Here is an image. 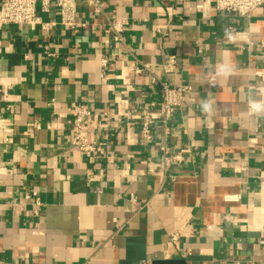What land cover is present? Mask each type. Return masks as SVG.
I'll return each mask as SVG.
<instances>
[{
	"label": "crops",
	"instance_id": "0c3cea01",
	"mask_svg": "<svg viewBox=\"0 0 264 264\" xmlns=\"http://www.w3.org/2000/svg\"><path fill=\"white\" fill-rule=\"evenodd\" d=\"M90 1L76 0L77 30L53 6L37 16L54 26L0 30V264H264V118L246 110L264 99V7L222 18L206 0ZM153 78L192 92L170 135L154 125L144 142L119 115L158 111ZM72 104L92 112L105 157L70 146ZM162 145L182 161L159 172Z\"/></svg>",
	"mask_w": 264,
	"mask_h": 264
},
{
	"label": "built area",
	"instance_id": "2783aa9c",
	"mask_svg": "<svg viewBox=\"0 0 264 264\" xmlns=\"http://www.w3.org/2000/svg\"><path fill=\"white\" fill-rule=\"evenodd\" d=\"M210 4L218 16L222 18H250V16L258 9L264 7V0H206ZM90 5L97 11L98 1L91 0ZM53 6L59 12V25L70 30H77L78 25L75 22L76 0H0V30L9 25L29 26L34 28L40 25L42 29L48 26H54V22L42 24L37 16V10L47 12L49 7ZM205 3L197 6V12H204ZM125 27L122 19H114L109 23L107 32L113 35V40L119 42L121 33ZM232 31V28H229ZM2 52V44L0 42V54ZM104 63V62H103ZM174 68V60L170 58L169 62L163 67L165 72H170ZM145 69V68H144ZM134 74H141L143 70L139 68L133 69ZM153 84H157L159 88L160 104L158 111L149 113L145 111L135 112L128 111L122 113L120 118L131 120L139 124V136L144 142H150L152 139L151 129L154 125H160L163 130L164 137L170 135L168 124L171 121L174 112L181 106L184 98L192 92V87L188 84H178L169 86L165 82H160L156 78L152 79ZM7 94L4 84L0 79V103L6 100ZM121 105H127L126 100L120 101ZM69 115L72 121L73 135L70 139V146L81 153L89 154L97 157H105L107 152V142L103 140H89L87 137V128L96 126L92 112L86 107L78 104H72L69 107ZM106 115V114H105ZM104 116V115H103ZM161 157L158 164L159 172H163L171 164L180 163L182 157L180 155L168 156V150L165 146H160ZM242 166V170H245ZM179 234H173L169 239V246L177 248ZM234 264H255L253 261L235 262Z\"/></svg>",
	"mask_w": 264,
	"mask_h": 264
},
{
	"label": "clouds",
	"instance_id": "9594fccd",
	"mask_svg": "<svg viewBox=\"0 0 264 264\" xmlns=\"http://www.w3.org/2000/svg\"><path fill=\"white\" fill-rule=\"evenodd\" d=\"M229 39L231 36L229 35ZM215 73L220 77H229L234 72V67L227 62L219 63L215 66ZM214 83V81H209ZM247 113L250 117L264 118V99H256L253 95L249 94L246 100ZM201 111L211 117L215 111L213 101L211 99H204L200 104Z\"/></svg>",
	"mask_w": 264,
	"mask_h": 264
}]
</instances>
